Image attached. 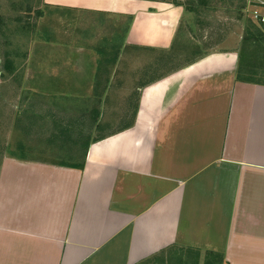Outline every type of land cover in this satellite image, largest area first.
<instances>
[{
	"label": "crops",
	"instance_id": "crops-1",
	"mask_svg": "<svg viewBox=\"0 0 264 264\" xmlns=\"http://www.w3.org/2000/svg\"><path fill=\"white\" fill-rule=\"evenodd\" d=\"M34 1L63 40L54 66L90 84L128 46L169 50L185 12L172 0ZM237 62L236 46L203 52L138 87L132 123L92 142L82 169L4 156L0 264H145L173 251L264 264V84L238 80Z\"/></svg>",
	"mask_w": 264,
	"mask_h": 264
},
{
	"label": "rangeland",
	"instance_id": "rangeland-1",
	"mask_svg": "<svg viewBox=\"0 0 264 264\" xmlns=\"http://www.w3.org/2000/svg\"><path fill=\"white\" fill-rule=\"evenodd\" d=\"M178 1L185 3L189 0ZM38 8L34 0H0V58H10L15 66V70L4 77L0 70V162L9 155L74 165L80 162L82 153H76V142L82 150V143L87 139L90 145L128 122L133 108L132 98L134 100L135 91L140 86L137 77L133 79L132 75L141 72L147 79L153 77L149 66L144 71L133 67V59L140 55L147 62L149 57L159 59L160 55L128 46L123 66L119 61L115 68L95 69L93 80L97 84H90L87 82L91 81L88 73L78 77L69 73L71 69L54 66L59 64V59L55 61L57 52L53 48L61 45L63 40L53 34L45 10L39 9L43 14L37 15ZM201 9L192 12L184 9L174 39L173 45L176 46L171 55L164 56L165 67L179 66L203 52L237 48L245 22L236 19L232 12L234 8L231 9L234 15H229L227 9L221 8L220 0H207V5ZM245 10L246 16H250L248 0ZM260 10L264 13V8ZM263 67L264 63H257L259 71ZM121 75L123 82H115ZM107 76L108 79L113 76L114 82L107 83L102 91L104 96H100L93 91V86L101 89ZM260 79L264 81V74ZM92 114H98L99 125L94 128H90ZM62 122L79 132V136L65 133L64 140H60V136L54 140L59 134L58 124ZM73 140L77 141L72 143ZM205 258L211 259L213 264H222L215 255L190 251L182 254L173 251L166 258L161 256L145 264H204Z\"/></svg>",
	"mask_w": 264,
	"mask_h": 264
},
{
	"label": "trees",
	"instance_id": "trees-1",
	"mask_svg": "<svg viewBox=\"0 0 264 264\" xmlns=\"http://www.w3.org/2000/svg\"><path fill=\"white\" fill-rule=\"evenodd\" d=\"M220 2H221V8L222 9L225 8V10L227 9L226 10L227 14L231 15V13L233 12L236 15L237 20L240 21L243 19L245 22L241 41L238 43V46L236 48L237 52L239 50L237 70H236L237 79L245 81V82L264 84V81H262L260 79V77H262L264 74V67L260 71H259V68H257V63H260V64L264 63V23H257L254 20H252L249 16H246V14H245V12H246L245 11L246 0H220ZM173 3L176 5H183V7H185V9L192 12V11H194V9L197 11L202 10L201 6H206L207 0H189V1H186L185 3H182L178 0H174ZM209 5H211V4H209ZM232 8H234V9L231 12ZM39 14H43V13L39 12ZM175 46L176 45H173L167 51L156 50L155 53H159V55H160L159 59H156V58L153 59L152 57L151 58L149 57L148 61L146 62L143 59H141V57L139 58L141 60V62H140V66L138 67V71H144L145 68L147 66H149L150 67V69H149L150 74H153L152 78L147 79L146 77H144L145 76L144 73L140 72L138 74V78L136 80L140 84L139 87H143L145 84L149 83L150 81L155 80L159 77H162L165 74L176 70L180 66L179 65V66H174V67H167V66L165 67L166 57H164V56L171 55L172 49ZM127 49L128 48L126 47L124 50V53H125V51L126 52L128 51ZM146 51H147V49H146ZM150 51H152V50H150ZM124 53H123V56H124ZM181 54H182V52H181ZM101 59H102V61L100 62V67L98 69L107 68V67L111 68V69L113 68L112 65L114 64V60L113 61H107L104 58H101ZM0 70L2 71L3 77L7 76V73H10V72L12 73L15 70V66L13 65V61H11L10 58H8V59L0 58ZM132 77H135V73L132 75ZM107 80H108V76L106 77L105 82H104L103 86L101 87V89L98 90L97 87L93 86V88H94L93 91H95V93L97 92V94L103 93L104 89H106V85H108ZM138 95H139V92L136 90L135 94H134L135 97H134V100L132 103L133 104L132 112L130 114L128 122L127 123L125 122V124L123 125V128L128 127L132 123L133 117H134L135 112H136V101H137ZM92 115H93L92 126L90 128H94V126L97 127L99 125V123L97 122L98 114H92ZM124 119L127 121L128 116H126ZM57 130L59 131V134L56 135V133H55L56 136H54V140H56V138L58 136H60V140H64V134L65 133L67 135L74 134L76 136H79V134H80L79 132L73 131L72 127L68 123H64V122H62L61 124H58ZM88 136L91 137L89 134H88ZM105 136L104 135L100 136L97 139V141L104 138ZM76 141L73 140L72 143L76 142ZM59 142H61V141H59ZM77 144L78 143L76 142L75 143L76 153L82 152L80 162L76 163L74 165H65V166H73V167L82 169L83 165L85 163V157H86L87 150L89 147L88 146L89 142L87 139L84 143H82V150L79 149V146H78L79 144L78 145ZM77 146H78V148H77ZM55 164L64 165V164L59 163V162L55 163ZM192 252H194L196 254L198 253L197 251H192ZM208 255H214V254H208ZM220 261L222 262V264H227L221 258H220ZM204 264H213V262L211 259L205 258Z\"/></svg>",
	"mask_w": 264,
	"mask_h": 264
},
{
	"label": "built area",
	"instance_id": "built-area-1",
	"mask_svg": "<svg viewBox=\"0 0 264 264\" xmlns=\"http://www.w3.org/2000/svg\"><path fill=\"white\" fill-rule=\"evenodd\" d=\"M260 8H264V0H248V16L257 23H264V13Z\"/></svg>",
	"mask_w": 264,
	"mask_h": 264
}]
</instances>
